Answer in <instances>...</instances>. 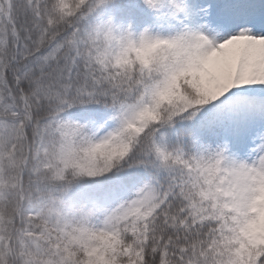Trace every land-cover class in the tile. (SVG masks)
I'll list each match as a JSON object with an SVG mask.
<instances>
[{"label":"snow or ice","instance_id":"1","mask_svg":"<svg viewBox=\"0 0 264 264\" xmlns=\"http://www.w3.org/2000/svg\"><path fill=\"white\" fill-rule=\"evenodd\" d=\"M0 264H264V0H0Z\"/></svg>","mask_w":264,"mask_h":264}]
</instances>
